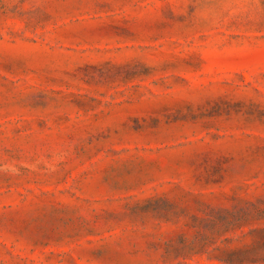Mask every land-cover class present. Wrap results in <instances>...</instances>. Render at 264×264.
<instances>
[{
	"label": "rangeland",
	"instance_id": "rangeland-1",
	"mask_svg": "<svg viewBox=\"0 0 264 264\" xmlns=\"http://www.w3.org/2000/svg\"><path fill=\"white\" fill-rule=\"evenodd\" d=\"M0 264H264V0H0Z\"/></svg>",
	"mask_w": 264,
	"mask_h": 264
}]
</instances>
